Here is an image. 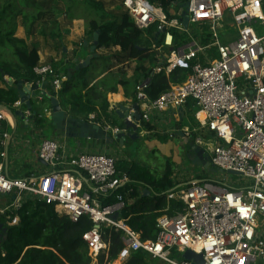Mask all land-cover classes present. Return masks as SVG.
Instances as JSON below:
<instances>
[{
  "label": "built area",
  "instance_id": "obj_1",
  "mask_svg": "<svg viewBox=\"0 0 264 264\" xmlns=\"http://www.w3.org/2000/svg\"><path fill=\"white\" fill-rule=\"evenodd\" d=\"M177 2L171 3L175 11L170 15L149 0L122 1L125 13L145 36L152 28L155 37L160 33L150 47L155 55L153 75L188 72L185 82L171 84L155 101L148 95L151 79L137 84L141 124H151L156 112L174 111L179 117L190 106L192 123L182 130L184 137L209 155L210 168L238 176L244 182L240 188L211 180L175 185L164 194L167 206L157 219L156 239L143 240L121 218L128 206L122 196L116 203H102L131 184L128 177L118 176L116 159L102 153L68 157L57 141L44 139L37 156L50 173L13 179L0 165V195L16 196L14 211L28 201H39L73 223L87 216L93 227L83 240L95 260L109 250L105 229H115L123 233L118 263L141 252L164 264H193L183 258L190 250L203 255L205 264H264V0H187L188 27ZM191 25L199 27L198 33ZM175 32L187 37L184 44L176 46ZM34 71L40 77L32 83L38 88L35 99L42 102L48 96L47 83L59 98L69 77L49 65L38 64ZM11 79L5 77L4 83ZM21 105L19 101L14 107ZM48 113L45 110L39 118ZM6 120L0 109V159L6 157L1 150L2 140L8 138ZM94 120L90 116L89 121ZM97 124L114 134L124 131ZM171 202L177 205L174 215L168 214ZM0 214L6 216L7 211ZM10 219L9 215V226L20 221L17 216Z\"/></svg>",
  "mask_w": 264,
  "mask_h": 264
},
{
  "label": "trees",
  "instance_id": "obj_2",
  "mask_svg": "<svg viewBox=\"0 0 264 264\" xmlns=\"http://www.w3.org/2000/svg\"><path fill=\"white\" fill-rule=\"evenodd\" d=\"M149 1L158 3L167 10L171 3L179 0ZM18 5V0L3 6L0 4V79H4L3 75L15 79L13 86L0 89V105L12 110L20 101V94L15 85L20 81L25 85L32 83L35 85L40 79L34 71L39 63L37 50L28 48L25 41L15 37ZM40 16L39 13L38 18ZM89 26L87 35L90 39L98 35V48L119 46L128 58L155 63V55L150 50L152 41L156 39L153 34L155 28L149 30L148 36H145L144 32L135 27L127 14H123L120 20H105L102 23L93 21ZM186 38L185 35L180 36L175 32L176 46L184 44ZM9 48L13 49L15 60L8 57ZM106 61L107 59L103 57H96L88 66L73 70L68 76L69 80L60 92L59 99L62 105L71 107L74 117L88 119L89 115L96 114L97 120H101L102 116L109 118L108 95L117 93L119 86L127 91L134 90L132 97L136 102L137 84L144 79H151L148 95L152 101H155L171 84H182L188 78V72L184 70H175L167 77L165 74L153 75L152 70L141 65L132 80L121 78L118 74H109L92 86L94 80L99 77L98 74L95 75L99 66ZM45 90L47 95L53 94L49 83L45 84ZM39 121L43 124L47 120L43 118ZM112 123L117 128L124 129L118 117ZM144 126L150 131L153 130L150 125ZM116 169L118 176L128 177L131 184L120 188L103 200V205L116 203L117 197L122 196L128 206L121 214V218L131 229L140 233L143 240H155L158 232L157 219L165 213L164 209L167 206L164 194L175 186L171 180V167L168 166L163 176H158L150 168L130 160L117 162ZM140 186L152 189V196L144 197L139 189ZM129 201L133 202L129 203ZM176 206V203L171 202L169 215L175 214ZM12 211L11 219L17 216L20 221L16 225L9 226L6 218L1 216L8 227V233L7 238L0 241V264L93 263L89 248L83 240V236L93 227L87 216H83L78 223H73L67 215H61L53 206L39 201H28L17 211ZM7 215H10V212H7ZM122 235L121 231L105 229L104 238L108 242L109 250L98 257L99 264H111L118 259L123 248ZM156 262L157 260L139 252L132 255L125 264Z\"/></svg>",
  "mask_w": 264,
  "mask_h": 264
},
{
  "label": "crops",
  "instance_id": "obj_3",
  "mask_svg": "<svg viewBox=\"0 0 264 264\" xmlns=\"http://www.w3.org/2000/svg\"><path fill=\"white\" fill-rule=\"evenodd\" d=\"M13 0H0V4L7 5ZM123 0H18V16L15 19L16 29L15 37L25 41V44L30 49L37 50L39 56V65L52 66L60 74L72 73L75 68L85 63L88 59L93 61L96 57H103L107 59L106 62L101 63L98 70L99 77L94 80L92 86L102 78L109 74H118L121 78L132 80L138 68L144 65L145 68H153L154 64L149 61L141 62L139 59L128 58L119 46L101 47L96 49L94 56L91 52L95 39H90L87 32L90 30L89 24L93 21L102 23L105 20H120L125 13L122 7ZM40 13V18L38 15ZM87 48V52H81ZM13 53V49L10 48ZM12 58L15 60L14 55ZM89 63V64H90ZM88 64V65H89ZM87 65V66H88ZM97 70V71H98ZM10 77L3 75V78ZM12 78V77H10ZM15 79L12 78L11 82ZM6 85L4 79H0V89H6L11 85ZM24 86H32L27 84ZM134 90L127 91L122 86L118 87L117 93L108 95L110 103L109 118L102 116L101 120H97L96 114L94 122L107 124L106 126L117 128L113 125V120L117 119V115L113 108H120L126 106L132 108L136 102L132 94ZM49 97V96H48ZM60 101V99L58 98ZM64 111L71 113L69 105H62ZM12 110V109H11ZM14 110V111H13ZM12 110L13 113L20 112L24 115V119L20 117L13 118L14 123L7 120L3 124L5 132L8 134L6 140H2L1 150L6 153L5 158H1L0 165L3 166L4 172L13 179L24 178H40L50 173L45 165L37 156V151L44 139H51L57 141L62 151L66 156H76L78 154L88 153H102L109 155L116 159V163L120 161H129V156L124 152L126 138L123 146L119 141L109 143L107 141L98 140H84V139H70L58 137L52 133V124L49 120L51 114H46V122L43 124L38 118L45 110L52 112V104L50 98H46L39 102L32 98V110L30 111L25 104L20 108ZM193 110L190 107H185L178 113L170 111L166 113H154L152 122L149 124L153 130H148L144 124H140L141 128L138 131L147 144H154L150 138L154 137L156 140L160 137L169 136L173 142L177 143L181 155L177 156L175 152L176 165L172 168L171 180L174 185L189 184L192 181H205L213 179L212 176H207L205 168H193L190 165V170L186 166L190 164L187 158V148L191 145V140L179 135L188 125L189 117ZM39 114V115H38ZM89 118L87 120H89ZM191 122V121H190ZM192 123V122H191ZM48 133V134H47ZM114 133H111V135ZM150 137V138H149ZM151 149V148H150ZM184 152V153H183ZM183 153V154H182ZM193 166V165H192ZM152 170V168H150ZM168 167L163 173L152 170L158 176H163ZM209 171V170H207ZM140 191L144 196V191L149 189L152 194L153 191L149 187L140 186ZM151 194V196H152ZM11 202L8 203L6 199L0 200V210H6L13 213V204L15 202V195H8ZM1 215V214H0ZM7 218L9 215H1ZM0 216V217H1Z\"/></svg>",
  "mask_w": 264,
  "mask_h": 264
},
{
  "label": "water",
  "instance_id": "obj_4",
  "mask_svg": "<svg viewBox=\"0 0 264 264\" xmlns=\"http://www.w3.org/2000/svg\"><path fill=\"white\" fill-rule=\"evenodd\" d=\"M179 5V15L184 22L185 27H188V17H187V0H179L177 2ZM160 36V33L156 34V39ZM94 43L91 47V52L94 56L95 51L98 47V35L94 37ZM90 63L88 59L85 63L79 64L75 70L82 69ZM70 74H68L69 76ZM14 84L12 83V86ZM15 88L19 91L20 101L22 104H25L26 107L31 111L32 110V98L35 99V92L38 90L37 87L24 86L23 82L20 81L15 85ZM51 104L52 112L49 117V120L52 124V133L62 138L70 139H84V140H98V141H107L112 143L114 141H119L120 145L123 146L126 138L131 141L137 140L139 138L138 131L141 128L142 114L140 112V106L134 104L132 108L121 106L120 108H113L114 112L119 118V121L124 126V131H121L117 134H112L111 132L106 131L101 125L97 123L90 122L84 118H77L68 112L64 111L61 107L60 101L56 97L55 93L48 94ZM1 110L10 114L13 118L20 117L24 119V115L20 112L13 113L10 108L2 105ZM180 136L184 137V133L180 132ZM187 158L191 165L197 167H203L206 170H211L215 172L216 170L210 168V157L209 155L200 147L195 145H190L187 148ZM233 173V172H232ZM235 174V173H234ZM152 192L149 189L144 191V197H150ZM117 219V216H115ZM8 227L2 221L0 217V241L7 238ZM183 258L186 261H191L193 264H205L203 255L196 254L193 251L188 250Z\"/></svg>",
  "mask_w": 264,
  "mask_h": 264
},
{
  "label": "rangeland",
  "instance_id": "obj_5",
  "mask_svg": "<svg viewBox=\"0 0 264 264\" xmlns=\"http://www.w3.org/2000/svg\"><path fill=\"white\" fill-rule=\"evenodd\" d=\"M4 2V0H2ZM166 10V9H165ZM172 11H175L174 8L169 7L166 12L168 14H172ZM191 29L198 33L199 27L197 25H191ZM231 36L235 34V32L230 31ZM87 52V48H84V50L81 52L82 54ZM8 57L12 58L13 53L12 50L9 48L8 52ZM101 69L96 72L95 75H97ZM14 111V110H13ZM4 124V123H3ZM5 125V124H4ZM48 134V133H47ZM150 138V137H149ZM151 142H155L154 144H147L145 142V139L139 134V138L137 140L131 141L127 140L125 147L123 148L124 152L128 154L129 160L133 162H137L143 166H146L148 168H152V170L159 171L160 173H163L165 169L170 166L171 169L173 166L176 165V158L175 152L177 153V156L181 155V151L179 150V147L177 146L176 142H173L172 139H170L169 136L167 137H160L156 140L154 137L150 138ZM151 148V149H150ZM184 153V152H183ZM182 153V154H183ZM1 161V160H0ZM197 169L200 168L202 169L203 167H197V166H192L191 164L186 165L189 170L190 166ZM49 167H47L48 169ZM6 172V171H5ZM208 172L207 176H212L213 179H208L211 181H216L218 182L221 186H224L227 182L228 183H235L237 185L236 187L239 189L241 183H244L240 180V178L236 175L228 174V173H223L219 170H216L215 172L213 171H207ZM6 199L8 203L11 202V199L9 196L5 195H0V200ZM123 264V263H118V262H113L111 264ZM92 264H99L98 260L93 259ZM154 264H164L163 262L157 260L156 263Z\"/></svg>",
  "mask_w": 264,
  "mask_h": 264
},
{
  "label": "bare ground",
  "instance_id": "obj_6",
  "mask_svg": "<svg viewBox=\"0 0 264 264\" xmlns=\"http://www.w3.org/2000/svg\"><path fill=\"white\" fill-rule=\"evenodd\" d=\"M203 118V115L201 116ZM7 118L10 120V122L13 124L14 121H13V118L10 116V115H7Z\"/></svg>",
  "mask_w": 264,
  "mask_h": 264
}]
</instances>
